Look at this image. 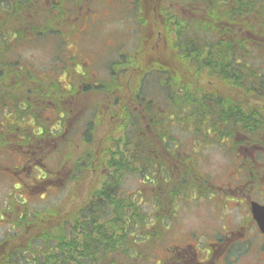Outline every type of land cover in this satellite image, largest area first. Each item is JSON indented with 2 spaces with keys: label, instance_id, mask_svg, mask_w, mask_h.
<instances>
[{
  "label": "trees",
  "instance_id": "1",
  "mask_svg": "<svg viewBox=\"0 0 264 264\" xmlns=\"http://www.w3.org/2000/svg\"><path fill=\"white\" fill-rule=\"evenodd\" d=\"M149 1L145 2L147 9L154 14V22L158 23L159 29L156 31L169 51L176 55L174 60L189 62L190 70L196 72L205 67L203 58L195 60L197 54L205 52L207 59L212 47L214 53L220 52V48L223 52H237V40L243 32L246 64L244 101L255 93L253 87L246 86L248 78L256 74L255 71L248 70L254 66L249 64L247 57L255 52L252 51V46L257 44V40L253 36L263 37L264 0H151L153 4ZM28 2L29 0H0V36L8 21L4 16L8 17L9 13L25 8ZM41 10L47 13L48 9L44 5ZM137 22L141 23L139 20ZM48 27V20L40 22L38 35H47ZM260 27H263V31ZM210 32L226 36L227 41L218 38L216 46H208ZM19 36L20 33L16 40ZM6 46L7 43L0 38V110L5 116L9 112L12 123L6 122L0 126V148L23 150L24 147L28 149L36 140H47V137L56 140L55 137L63 134L65 119L60 118L57 122L56 132H60L52 133L42 121L44 116L36 114L32 102L35 99L39 103L46 97V100L51 98L49 101L56 106L55 101H60L59 97H62L59 93L62 89L56 81L41 78L43 82H49L50 89L48 92L43 89L41 95H38L42 83L36 87L30 82L31 73L25 70L24 65L20 66L22 61L18 57L15 60L4 58L2 50H6ZM125 58L122 55L116 61L123 64ZM228 66L232 67L230 63ZM112 67L114 69L118 65L115 63ZM151 74L157 75L155 83L161 87L156 89L159 93L155 97L153 94H143L147 88L143 89L146 78ZM112 80L101 82L98 87L115 88V83L110 84ZM123 80L133 90L134 104L129 106L118 102L117 107L112 110L109 105L108 112L113 111L114 119L107 121V129L101 135L97 134L96 129L103 122H86L85 128L78 132V138L65 136V140H71L72 145L74 140L82 136L81 145L75 142L79 151L69 170L68 181L71 185L68 193H74L81 183L76 182L84 174L98 172L96 188L87 200L76 205V211L69 220L62 219L49 227H46L44 221L41 223L42 229L38 230L27 246L30 253L34 251L33 247H39L42 257L33 255L29 259L23 250L17 249L0 258V264H128V255L134 245L143 242L145 247L151 242L150 239H144L150 235L146 228H150L154 217L157 219V214L154 209V215L149 217L136 202L134 194L131 198L120 192L124 176L133 173L158 180L162 163L177 158L180 152L176 128L173 127L177 124L174 118L178 115L179 118L184 115L186 122L193 126L189 133L196 140L200 135L206 137L209 127L214 128L218 135L226 136V122H223L220 112L223 99L217 93L213 97L207 85H188L184 80L183 83L178 73L162 64L144 68L143 73L139 72L136 84L131 75L124 76ZM83 87L86 88V83H83ZM210 99L214 102L213 106L207 102ZM56 108L63 109L60 103ZM93 111L96 109L93 108ZM25 117L32 119L30 121L34 131L28 128L26 121L21 123ZM162 140L163 145L159 144ZM42 212L57 216V208Z\"/></svg>",
  "mask_w": 264,
  "mask_h": 264
},
{
  "label": "rangeland",
  "instance_id": "2",
  "mask_svg": "<svg viewBox=\"0 0 264 264\" xmlns=\"http://www.w3.org/2000/svg\"><path fill=\"white\" fill-rule=\"evenodd\" d=\"M145 1L146 0H88L87 4L91 3V5H93V3L95 2H100L99 4L94 5V7L91 6V8H93V10L96 12L91 13L94 18L92 17L93 21L89 23L91 25L89 30H86L84 26H81L79 27V29L83 30L82 33L71 32V36L69 37L68 29L75 22H77V20L75 22L73 20H69L66 24H54L53 29H55L56 32L47 35L45 33V42H43V40H40L38 37L36 38L35 36L34 38H32L34 40L21 43L15 39L16 36H8V33L11 32L14 27L19 28V26L25 25V23L30 18L29 10H26L23 13L20 10L15 13H9L8 17L6 15L4 16L8 19L7 25L5 24L3 29L1 30L2 36H0V38L4 43H7L6 50H2V54L4 58H6V60H15L17 57L21 59L22 63H20V66L21 64L24 65L23 67H25V70L31 73V75L29 76L30 82L33 83L36 87L38 84H40V82L42 83V88L38 91V95H41V90L46 89L48 92V90L50 89L49 82L46 83L41 80V78L44 76L52 77V79H55V81L62 80L60 84L65 83V85L68 80V86L74 89H76L78 86L77 77L75 79L68 77L70 72L76 71L78 75L85 76L86 70H91L92 73L97 74L93 75L94 78L97 76L104 77L106 75L104 67L105 63L112 60L118 52L123 50L125 51L126 47H129L131 48L130 52L132 51L134 56L138 58V64L142 65L141 69L144 67L148 68L151 66H156L158 64L166 65L171 70L178 73L181 77V80H184L188 85L193 84L195 86H200L205 84L207 85L209 90L211 89L225 96L229 95L233 99H240L239 90H231L215 79H213V86H209L207 81L205 80V77L203 76L202 71L196 72L190 70L191 66L189 65V62H181L182 60L179 59L174 60L173 57H175L176 55L169 51L163 40L158 35L156 31L157 29H159L158 23L154 22V14L152 10L150 11L149 9H147ZM10 2H12V0H10ZM149 2L150 4H153V1L150 0ZM137 8H142V10H140L139 12L137 11ZM135 9L136 11H134ZM89 14L90 13L88 11L85 12V15L87 17L91 16H89ZM136 16L141 18H138V20L142 24L138 25L136 23V21L134 20L137 18ZM39 17L43 18L44 14L41 13ZM88 20L90 19L86 18L85 25L88 23ZM31 21L34 24L33 18ZM78 21L80 26V21H84V18L81 17ZM140 25H142L141 34L139 29ZM27 38H29V34H26V39ZM262 40L264 41V33ZM14 44H18V46L14 47ZM258 51L259 54L252 52L250 56L247 57V59L249 58L254 65L259 66L262 68V70H264V46H261ZM74 53L76 55H79V63L81 65L82 63H84L83 66L77 63L74 55H72ZM141 58H144V60H142ZM74 61L76 63H74ZM249 64L251 63L249 62ZM139 72L134 76V84H136L137 82ZM60 74L61 76H59ZM156 81V74H151L146 78L145 86H143V89L147 87L146 94L150 96L151 94H153L155 97V95L159 93L156 91V89L161 87L160 85L155 83ZM122 85L123 88L120 92L121 97L122 93L129 92L127 83L124 82V80ZM90 98H92V103L94 97L88 98L87 95L78 92L70 95L69 100L65 103L64 111L66 112V115H69L68 117L76 115L72 110L74 105L78 104L85 105V107L89 106L90 102L84 101L90 100ZM249 99L250 98H247V100ZM32 103L35 108L34 110L36 111V114H41V116L44 117L46 116L48 117V119L50 116L53 117L54 112H52V110L54 108V105L48 100L39 101L38 103L34 99ZM84 111L85 109H83V112ZM7 113L9 114V112ZM2 115L3 111L0 110V117ZM77 117L74 120L73 125L77 124L78 126L80 125L81 119ZM7 121H9V119ZM30 124L32 125L31 121ZM106 126L107 123L103 122V125L100 128H97L99 129V135L106 131ZM185 129L187 128L185 127ZM31 131H34V129L31 128ZM62 139L66 138L63 137ZM213 141L214 142H212L211 138L208 136L205 138L203 137L202 141L199 143H195V141L192 140H182V145L185 146L186 150L192 149L188 150L190 154L186 155V157L191 158L192 162H194L195 159L196 164L199 167V169L196 168L197 172L199 174L203 173L206 179L212 181L213 183H216L224 180L227 174H230L231 168L236 173L239 166V159L233 152V150H230L227 157L222 146V144L224 143L219 141L215 142V140ZM52 142L53 141L49 139L46 141L43 140L40 143L36 142V144L30 145L35 146L38 144L35 150L36 153H27V150L26 153L19 157V159L17 155L22 154L19 152L20 150L13 152V154L11 152L0 150V210L3 208L2 206L5 205L4 202H8L12 208H22V204L18 203V200H21V196L22 198L24 196V200L22 201L26 203L29 209H45L60 202V204H65L58 210L60 219L59 221H61V219H69V217L74 213H72V211H74L76 203L80 200L84 201L85 198H87V196H89L91 192L96 188L99 179L98 172L90 175L84 174L83 177L76 182V184L82 182L77 188V193L70 192L69 194H64V192L61 190V187H57L59 185L64 187V184L56 179H54V181L49 184L48 182L43 184L44 180L43 178H40L42 170L43 172L45 169H47L48 171L50 170L52 172H56V170L54 169H59L60 165H63V163L66 164V169H68L72 166V162L79 151L78 147H76V143L74 142V144L71 145L74 149L71 151L70 161H68V158H66L64 152L58 154L57 159H55L54 154L56 152H53L55 148H53L54 143ZM45 143L48 144L45 145ZM228 143L229 142H227V145ZM3 149L11 148L6 147ZM18 160H20V163H18ZM174 163L175 160L173 159L170 166ZM16 164L17 167H21L18 173L16 172L17 170H10L2 167H14ZM58 172L60 171L58 170ZM169 176V181L166 182H171L173 180V174L170 173ZM192 178L193 171H187V173H184L183 180L185 182ZM17 181L20 184H15V182ZM155 181L156 180L154 178L150 180L147 177L145 178V181H142V179H140L136 174L131 173L124 177L123 182L120 186L121 192L125 194H131L137 191H141L142 193L140 194L138 200H141L142 209L146 211V214H148L149 212H154V208L160 211L161 205L158 204L155 206L154 203L150 201V198L152 196L158 197L160 195L158 191L160 184L155 183ZM173 189H176L175 186L168 187L166 185V190L172 191ZM17 196L19 197L17 198ZM72 196H76V199H74ZM177 197H179V195L174 196L173 199H176ZM171 198L172 197L168 195V199ZM158 201H160V197ZM176 202L177 203H171L170 205H172L173 207H177V205L181 204L179 198ZM57 207L58 206H56L55 208ZM176 210L177 212L175 216H170V219L164 220V223L168 226V231L161 230V226L153 228L152 231L154 234L159 233V236L156 237L158 238L156 242L152 244L149 250L147 248V253L145 252L146 248H143L141 250V256H138L136 253L131 254L128 258V264H145L147 260L148 263L146 264H151V262H149L150 260H152V264L153 260L154 262H157L160 258L159 253L163 251L161 245L170 244L171 240H173L174 236L172 234V229H177L179 226L189 229L191 225H195L196 220L192 215L193 210L188 211L185 215H183V213L180 211V207H177ZM69 213L70 215L68 217H65ZM162 215L166 216L164 214ZM176 219H178L179 222H176ZM57 222L53 221L52 223L56 224ZM36 223L37 220L35 219L31 221L29 228H34ZM153 224L154 222L151 225L152 227L156 226L155 224ZM169 226L171 228H169ZM149 229L150 228H146V230ZM10 231L11 227H8L5 221L0 220V237L3 238L6 233ZM18 236L20 237V235H17L16 237ZM25 240L26 238H22L19 240V242L21 241L22 243H24ZM139 247L141 248L140 244ZM1 252L5 254L6 251H4L3 249L2 251H0V253ZM152 254L155 258L152 257ZM157 255L158 257L156 258ZM143 259H145L144 263ZM135 260L137 262H135Z\"/></svg>",
  "mask_w": 264,
  "mask_h": 264
},
{
  "label": "flooded vegetation",
  "instance_id": "3",
  "mask_svg": "<svg viewBox=\"0 0 264 264\" xmlns=\"http://www.w3.org/2000/svg\"><path fill=\"white\" fill-rule=\"evenodd\" d=\"M87 1L29 0L26 10L30 11V17L34 19V24L29 21L26 26L29 28V34L34 33L31 29L36 26L35 19L42 21V18L39 17L40 12L38 9H41L44 5L48 9L46 13L47 20H51L54 24H66L69 20L74 22L77 20L68 29L69 37L71 32L82 33L83 30L79 29L81 26L89 30L91 26L89 23L93 21L91 13L96 12L91 6L94 7L100 2H95L93 5L88 3V5ZM86 11L90 13V17L85 15ZM81 17L84 18V21H80L79 26L78 20ZM86 18L90 20L85 25ZM141 27L142 25L139 26V28ZM13 33L15 34V32ZM218 38L222 41L227 39L224 35L219 36L215 32H210L207 38V45L216 46ZM254 38L259 39L258 36H253ZM29 39H31V35ZM243 47L244 37L243 32H241L240 38L237 40V52H223L220 48V52L214 53L212 47L207 54V59L205 58V52L195 56L196 61L202 58L205 60V67L200 71L203 72V76L209 86H213V79H215L227 87L229 85L231 90L240 91V99H233L229 95L225 96L210 89V94L213 97L217 93L223 99L220 112L222 119H224L223 122H226L224 124L227 130L225 136L226 151L229 153L230 150H233L239 159V166L236 173L231 168L230 174H227L224 180L213 183L206 179L203 173L199 174L197 172L196 168L199 167L196 162L193 165L175 162L171 166L164 162L162 163L161 167L163 169L168 167L173 171L175 179L172 184L176 189L172 191L175 192V195H179L181 202L177 207H180L183 215L193 210L192 215L196 223L191 225L189 229L182 226L172 229L173 243L162 247L163 251L160 253L161 257L157 264H264V232L259 228L251 211L252 205L255 203L264 204V70L259 66L253 69L248 68V70L255 71L256 74L248 78V85L246 86L253 87L255 93L251 94L248 97L250 99L245 102L243 87L245 86L244 71H246V64ZM72 55L79 63V55L75 53ZM124 55L126 58L123 59V64L118 62L119 60H115L113 64L116 63L118 67L114 69L111 67V72L115 70L113 74L116 78L110 83L111 85L115 83L113 85L115 88L112 89H107V87L99 88L100 82L97 84L93 77L95 73H92L91 70H86L85 76L78 75L75 71L77 79L81 76L82 78H79L80 81H93L92 84L89 83L88 85L98 87L94 95L95 102L98 104H93L89 107L95 108L96 111L92 115L85 116L82 120L83 122L99 123L111 121L114 119L113 111L111 113V110L113 107H117L118 102L121 104L126 103L129 106L134 104L135 96L133 95V90L128 86L129 92L122 93V97L120 96L122 78L126 75L135 76L139 71L142 73L144 68L141 69L142 65L138 64L139 60L132 51H126ZM141 59L144 60V58ZM228 63L232 67H229ZM83 65L84 63L81 66ZM117 73L122 75V77L117 79ZM234 82H239L240 84L236 85ZM207 102L210 106L214 105L212 99ZM109 105L111 110L108 112ZM176 118L179 119V116ZM209 118L212 119V116L209 115ZM68 119L74 121L75 117ZM69 130L70 122L68 121L63 129V134H60V136L67 135L66 138H68L70 136ZM209 134L215 135L216 133L210 131ZM57 140H60V138ZM57 140L52 142L54 143L53 146H56ZM36 141L38 143L41 142L40 140ZM227 142H229L228 145ZM47 144L45 143V145ZM229 145H232L233 148H230ZM37 146L38 144L35 145L34 152ZM59 150L64 151V149ZM54 170L56 172L49 170L46 182L49 184L54 179L62 182L67 194L69 189V171L66 169L65 163L60 165L59 169ZM184 171H193V178L186 182L181 180V176H184ZM159 184V191L162 196L161 210L170 219V216L176 215L177 207L170 205V201L167 200V192L170 191L166 190L168 182L163 178ZM7 215L6 212H2L0 220L5 221L6 225L11 227V230H17L18 226L11 223L10 219L18 222L24 221L23 227H28L26 214L19 212L17 216V213L10 212L8 217ZM176 222H179V220L176 219ZM45 225L46 227L50 226L51 222H45ZM35 227L42 229L41 223H36ZM166 230L168 231V228ZM17 242L19 241H15V243ZM5 250L6 247H4ZM4 256L0 255V258Z\"/></svg>",
  "mask_w": 264,
  "mask_h": 264
},
{
  "label": "water",
  "instance_id": "4",
  "mask_svg": "<svg viewBox=\"0 0 264 264\" xmlns=\"http://www.w3.org/2000/svg\"><path fill=\"white\" fill-rule=\"evenodd\" d=\"M252 213L258 223V226L264 232V206L253 205Z\"/></svg>",
  "mask_w": 264,
  "mask_h": 264
}]
</instances>
